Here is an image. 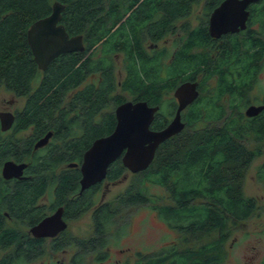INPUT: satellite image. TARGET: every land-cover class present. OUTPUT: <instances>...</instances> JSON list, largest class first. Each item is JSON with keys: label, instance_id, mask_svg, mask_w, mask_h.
Masks as SVG:
<instances>
[{"label": "trees", "instance_id": "trees-1", "mask_svg": "<svg viewBox=\"0 0 264 264\" xmlns=\"http://www.w3.org/2000/svg\"><path fill=\"white\" fill-rule=\"evenodd\" d=\"M56 1L67 6L62 22L69 34H83L88 46L85 52L59 56L47 70L41 72L28 44L27 31L32 23L51 13ZM142 1L144 0H0V88L5 87L18 96L27 98L23 115L17 119L15 127L19 124V129H23L22 123L35 125L34 138H40L53 130L55 144L60 141L67 151L74 149L73 155H64L68 156V161H75L82 156L96 139L109 135L115 128V113L102 115V111L111 105L116 107L126 100L120 94L115 95L119 85L115 79L113 58L109 56L121 48L126 51L130 60L127 62L129 75L122 81V91H128L138 100H146L150 105L162 104L158 92L166 90V80L162 77L163 68H158L157 59L155 63L150 59L138 60L133 52L136 39L132 31L136 29V24L143 21V18L136 21L137 13L142 12L143 6L139 4L136 10H131L137 2ZM199 1L201 0H170L167 12L172 16L190 12L191 5ZM103 2L111 4L107 6ZM117 2H123V5H117ZM119 7L122 11H119ZM152 9L149 11L146 8L142 12L146 19L151 16ZM159 25L164 27V19L157 24V29L162 28ZM193 34L200 35L203 42L207 41L206 27ZM98 46H102V57L95 56ZM88 51L92 53L88 54ZM256 56L255 53L251 61ZM224 57L228 59L230 55ZM207 59L206 55L201 54L193 58L187 56L185 63L204 67ZM237 64L234 70L237 83L228 79V74L233 75L231 71L227 72L230 69L222 68L226 74H220L216 99L213 100L211 95L208 100L201 97L190 106L185 117L187 128L161 144L150 167L136 173L143 180L139 190L122 195L116 203H103V208L94 213V236L76 241L83 252H100L103 249V257L99 260L108 256L113 234H123L130 223L126 221L122 225L116 221L120 218V212L127 215L131 208L146 205L150 199L147 182H150L171 193L172 203L156 204L155 209L172 230L182 237L187 236L184 239L203 235L212 238L198 247L177 250L176 244H173L152 254L138 252L136 264L224 263L227 258L225 246L232 229L251 218L257 208V200L244 195L241 185L251 161L262 155V152L248 150L244 140L249 135L264 139V111L257 117L247 118L245 113L243 115L238 110L251 90L244 85L250 73L243 70L245 65L240 68V63ZM182 69L178 67L173 70L172 78L176 79ZM211 70L206 71L207 79L214 75L215 70ZM89 78V84H85ZM222 97H229L227 100L230 104L227 107L237 115L227 113L228 108L224 109L220 104ZM238 97L240 103H236ZM165 125V121L156 119L152 129L159 130ZM2 135L0 130V166L12 158L24 160L32 156L34 158L30 159L33 165L37 163L34 165L35 169L41 173L52 171L57 163L64 161L63 155L55 156L57 151L61 154L62 145L50 151L34 152V138L29 142L14 137L1 140ZM125 171L127 168L122 161L117 160L108 170L107 178L115 180ZM258 173L261 177L264 175V161L258 167ZM78 177V172L64 175L61 186L63 185L65 192L61 188L60 199L67 195V191L76 187ZM3 181L2 179L0 182V245L6 248L17 244L14 252L1 259L0 264L31 262L43 255L45 249L42 240L5 227V221L12 217L25 220L26 223L38 222L43 217L41 214L44 209L39 210L35 203L44 193L46 184L35 188L41 181H32L6 188L7 184ZM70 205L69 217L78 218L87 210L89 200L77 202L75 206L71 202ZM54 246L55 251L64 247L63 244ZM261 264H264V258Z\"/></svg>", "mask_w": 264, "mask_h": 264}, {"label": "flooded vegetation", "instance_id": "flooded-vegetation-1", "mask_svg": "<svg viewBox=\"0 0 264 264\" xmlns=\"http://www.w3.org/2000/svg\"><path fill=\"white\" fill-rule=\"evenodd\" d=\"M144 0L142 2H137L138 4L135 5V7L131 10H136L139 4L143 6L142 12H144V9H152L151 16H148L146 19L144 14L139 11L137 13V19L136 21H140L141 18H143L142 23H138L135 25L136 29L132 31V34L134 36L135 42L133 44V52L137 56L138 60L139 58L144 59H150L152 60V63H155L156 59L158 60V68H163V78L166 80V89L173 91V97L174 100L171 101L172 107L169 109V113L167 115L162 116L161 115V109L162 105H151V106H158L159 110L156 112L155 119L163 120L166 122V126H168L172 120L176 117V113L178 111L179 107V99L176 96V92L178 88L187 82H197L198 83V91L199 96L190 103L187 107H185L182 112V121L185 122L186 114L190 108V106L194 105L195 102L201 98V93L203 89V81L205 83L207 82V73L206 71L211 70L214 71V75L212 77H216L217 79V87L214 89V91H209L208 94H210L213 97V100L216 99V95H218V84L220 82V74L225 73L223 72L222 68H229L230 70L227 72H232L233 75L229 76L228 79L230 81H233L235 84L237 83V76L234 72L235 66H237V62L240 63V68L245 65V69L243 70L249 72V76H247V79L244 82V85L249 87L251 90L252 86L257 84L262 72L264 71V0H259L257 2L251 3L247 8L246 11L249 12L248 19L246 21V27L245 28H239L236 31H225L222 33H218L215 35H212L210 33V21L213 13L216 9H218L222 3L225 0H201L199 2H195L191 5L190 12H180V14H176L175 16L169 15L167 12V4L170 3V0ZM204 2L205 8H204V17L205 19H201V23L197 24L196 26H193L190 22H188V17L191 16V13L193 11V7L197 5L198 3ZM103 5H110L109 2H103ZM122 4L123 2H117V5ZM121 6V5H120ZM119 11H122L121 7H119ZM130 12V13H131ZM64 13V12H63ZM101 15L103 17V10L101 11ZM109 17V22H110ZM164 19V27L161 29H157V24H159ZM224 24H227L228 22H222ZM207 28V34L205 38L207 41L203 42V39L198 34H193L194 32L198 31V29L201 28ZM79 34V33H78ZM73 34L72 36L78 35ZM83 35V34H81ZM84 41V36H83ZM85 50L79 51L80 53L85 52L87 49V43H85ZM78 53V52H75ZM255 53L257 54V58L254 61H251L252 56H255ZM206 55L209 59L206 60L205 66L203 65L194 66L193 63L188 65L185 63V59L188 57L193 58L194 56H200ZM123 55L126 66L128 67V63L130 60L128 59L126 55V51L124 49H119L117 52L113 53L109 56H118ZM230 55V57L227 59L224 56ZM119 60L120 57L118 56ZM183 59V61L181 60ZM129 60V61H128ZM245 60L247 62H245ZM128 62V63H127ZM196 62L199 63V59L196 58ZM50 66V65H49ZM194 66V67H193ZM126 67V75L123 81L126 80V78L129 75V71ZM183 68V71H180L179 76L175 79L172 78L171 72L176 68ZM204 68V70L198 71L197 69ZM39 69V67H38ZM41 72H44L45 70L39 69ZM47 70V69H46ZM114 70L115 65H114ZM121 72V71H120ZM195 74V75H194ZM193 77V78H190ZM211 77V78H212ZM252 77H254L252 79ZM89 84V83H88ZM122 81L118 82V85L121 87ZM122 89V88H121ZM123 90V89H122ZM117 91V90H116ZM128 92V91H126ZM119 94L118 92L115 93V95ZM216 96V97H215ZM224 99H228V97H223ZM133 101H140L138 98L136 100L129 99ZM125 101H128L125 100ZM146 101V100H145ZM227 101V100H225ZM248 101V100H246ZM14 103L13 100L10 101V104ZM26 104V103H25ZM252 104H264V98L262 102L260 103H252L249 102V105ZM150 105V104H149ZM119 106V105H118ZM115 107L116 108L118 107ZM25 107V106H24ZM247 107V108H248ZM9 108V107H8ZM114 110V113H115ZM0 113H13L15 115V121L13 126L7 130L3 131L1 129V122H0V130L1 133H5L8 131H12L15 127V124L17 123V119L23 115V112L18 113L13 112L7 107H4L2 110H0ZM260 113L259 115H261ZM161 115V117H160ZM258 115V116H259ZM246 116V115H245ZM116 117V114H115ZM247 117V116H246ZM257 117V116H254ZM254 117H247V118H254ZM154 123V122H153ZM186 124V122H185ZM23 131H35V125H23ZM163 129V128H161ZM159 129V130H161ZM155 130V129H154ZM51 132V137L49 138V141L46 145L40 148H35L36 143L44 138L48 133ZM55 132L53 130H49L46 134L43 136H40V138H34V152L41 151V153L44 150L50 151L52 148H56L57 146L63 147V150L61 151V154L57 151V157H61L63 155L64 161L62 163H57L52 171H43L41 173H38L35 169L33 161L34 157L30 156L28 158H25L24 160H17L15 158H12L10 160L15 161L16 163H25L27 166L25 167L23 171V175L19 178L13 177L10 179H6L3 174V166L4 163L0 166V182H3L7 184L6 188H12L16 186L19 183H29L32 181H41L39 182L35 188L38 187L40 184H46V189L44 193L36 200L35 207L39 210L44 209L43 211V217L34 224L31 222H27L28 226V233L29 236L34 239H41L43 245L45 246V243L48 242L51 249H54V245L58 246L60 243L61 236L63 233L68 229L69 227V219H75L70 218L68 215V208L71 206L70 203H74L73 206L77 202L84 203L85 201L89 200V206L87 210L84 213L91 212L95 227V219H94V213L100 208H103V184L108 179H104L101 182H98L91 187L82 190L81 186V179H82V172H81V165L83 163V158L85 152L90 148L85 149L82 156L76 158L75 161H68L67 157L73 155L74 149L72 150H66L63 143L59 141V143L55 144V138H54ZM68 154V156H64L65 154ZM31 158V159H30ZM120 160V159H119ZM115 163V162H114ZM111 167V166H110ZM110 167L108 170H110ZM128 170V169H127ZM76 172L79 173V177L77 178L78 184L73 189L67 191V195L64 197H61L60 199V190L62 188V192H65L63 189V185L61 186L62 180H64V175H74ZM132 173V172H131ZM51 174L48 177H45V175ZM108 176V173H107ZM111 180V179H109ZM46 182V183H44ZM112 182V181H111ZM33 187V186H32ZM62 213V219L67 224V227L62 230L57 236L50 237V236H42V237H36L32 233V228L36 227L43 219L46 217L54 215L56 212ZM6 215H8L7 212H5ZM83 213V214H84ZM81 216V215H80ZM8 219L11 220H17V221H23L26 223L25 220H19L12 217H9ZM76 248H78V243L76 242ZM55 251V250H54ZM75 262V260H73Z\"/></svg>", "mask_w": 264, "mask_h": 264}, {"label": "rangeland", "instance_id": "rangeland-1", "mask_svg": "<svg viewBox=\"0 0 264 264\" xmlns=\"http://www.w3.org/2000/svg\"><path fill=\"white\" fill-rule=\"evenodd\" d=\"M204 6L205 4L202 2L193 7L191 16L188 17V22L193 26L200 24L201 19H205ZM262 8H264V4ZM97 48L98 52L95 56L102 57V46H98ZM87 53L90 54L92 51H88ZM118 56H112L116 69L114 74L117 82L124 80L127 67L123 55ZM89 82L90 78L86 80L85 84ZM85 84H83V86ZM216 87V77L207 79V82L201 90V97H204V99L206 97L208 100L210 98V94H208L209 91H214ZM116 90L122 98L126 100H136L130 92L122 91L120 86H118ZM158 93L162 100L161 115L164 116L169 113V109L172 107L171 101L174 100L173 91L167 88L166 90H160ZM263 98L264 71L257 84L253 85L251 91L247 94L245 99L248 101H243V105L238 108L239 112L244 115L249 102L260 103ZM11 100H13L14 103L10 104ZM26 100L27 98L25 96H18L15 92L5 87L0 88V110L7 107V109L13 112H23ZM225 100L227 99L222 97L220 103L224 106V109L228 108L227 106L230 104L229 100ZM66 102L68 103L69 101L67 100ZM236 103H240V97H238ZM114 106L115 105H111L108 109L102 111V115L104 113L114 112ZM226 111L231 116L236 114L235 112L231 113L232 110L230 108ZM186 126L185 128H187ZM34 136H36L34 130L23 131L19 129L18 124L12 131L3 133L1 140L14 137L29 142ZM244 142L248 150L262 152V155H258L251 161L245 171L241 185L244 195L257 200V208L251 218L243 221L241 225L232 229L231 235L225 246L227 258L223 264H261L264 258V175L261 177L258 173V167L264 161V139H256L254 136L249 135L245 138ZM142 181L139 174L131 173L129 170L125 171L123 175L115 180L107 179L103 184L104 203H116L122 195L138 191L140 185H142ZM144 183H146V181ZM147 184L149 185L150 199L146 205L131 208L130 213L127 215L122 214L124 213L122 211L120 212V218L116 221H119L118 223L122 225L126 221L130 223L127 229H124L123 234H113L114 237L112 236L113 238L110 241L107 251L108 256L104 260H99L103 257V249L100 250V252H94L92 250L83 252L80 247L76 248L77 239H88L93 237L95 233L92 213L87 212L78 218L69 219V227L61 236L59 243L64 245L63 248L54 251L51 249L49 243L46 242L42 256L31 262L20 264H136L138 252L152 254L154 251H158L173 244H176L177 250L186 249L187 247H198L212 238L203 235L198 237L191 236L190 238L184 239L187 236L182 237L180 233L172 230L169 225L159 217L155 209L156 204L169 205L172 203L170 191L150 182H147ZM27 226L28 224L23 221L11 219L5 221V227L14 228L23 233V235L29 236V227ZM16 244L17 243H14L6 248L0 245V260L13 253ZM73 260H75V262H73Z\"/></svg>", "mask_w": 264, "mask_h": 264}, {"label": "water", "instance_id": "water-1", "mask_svg": "<svg viewBox=\"0 0 264 264\" xmlns=\"http://www.w3.org/2000/svg\"><path fill=\"white\" fill-rule=\"evenodd\" d=\"M257 1L259 0H225L211 17L210 33L215 35L229 30L236 31L240 27L245 28L249 16L246 8ZM66 8L64 3L54 2L51 13L36 20L27 31L28 44L41 70H46L63 54L85 50L83 35H70L62 22ZM176 96L179 99L176 117L161 130L152 129L158 106H151L145 100H128L121 103L115 110L114 130L109 135L96 139L84 154L81 189H87L106 179L109 167L119 159L134 174L148 169L160 145L184 130L186 124L182 121L181 112L199 96L198 83H184L178 88ZM263 111L264 104H252L246 109L245 115L254 117ZM15 118L13 113H0L1 129L9 130ZM51 135L50 132L39 140L35 148L46 145ZM26 166L25 163L18 164L8 160L4 163L2 174L6 179L19 178ZM66 227L67 224L59 211L43 219L32 228V233L36 237H55Z\"/></svg>", "mask_w": 264, "mask_h": 264}]
</instances>
